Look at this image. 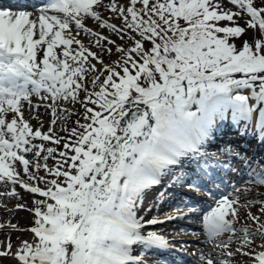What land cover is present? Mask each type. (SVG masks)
Segmentation results:
<instances>
[{"label":"snow or ice","instance_id":"obj_1","mask_svg":"<svg viewBox=\"0 0 264 264\" xmlns=\"http://www.w3.org/2000/svg\"><path fill=\"white\" fill-rule=\"evenodd\" d=\"M226 120L264 142V0L0 10V200L23 190L31 206L15 208L33 217L31 239L16 243L18 224L3 219L12 208L0 205V264H148L151 250L173 249L148 226L201 211L193 197L163 220L138 216L161 185L214 197L197 217L198 264H264V195L239 184L217 195L207 145ZM256 168L242 181L264 187Z\"/></svg>","mask_w":264,"mask_h":264},{"label":"rangeland","instance_id":"obj_2","mask_svg":"<svg viewBox=\"0 0 264 264\" xmlns=\"http://www.w3.org/2000/svg\"><path fill=\"white\" fill-rule=\"evenodd\" d=\"M108 57H105V62H108ZM112 59L114 60L115 59V57H112ZM37 98L38 97H34L33 98V101H34V103H39L38 101H35V100H37ZM39 99V98H38ZM76 109H80V106L77 104L76 106ZM40 109H41V112H40V118H41V120L43 121V123H44V128H45V130L48 128V126H49V123H50V120H46V119H44L45 118V116H44V114H49V113H46L45 112V109H44V107L43 106H41L40 107ZM81 111H82V109H80ZM194 110V109H193ZM50 115V114H49ZM76 119V117H72V120H75ZM82 123H83V121H81ZM36 124V121H35V123H34V125ZM68 127H72L73 125H72V123L71 122H69L68 123V125H67ZM58 128H59V125H58ZM61 135H66V133H63V132H61L60 133ZM237 155V154H236ZM240 157H242V156H240ZM261 157H263L262 156V152L261 151H259L258 152V155H257V158L255 159V161H258V160H263V159H261ZM255 161H253V162H255ZM263 163H264V161H263ZM261 168H263V166H261ZM261 170V169H260ZM245 187H249V188H251V191L253 192V193H256L257 195H255V196H253L252 197V199H258V198H260V196H262V195H264V187H261V186H257V185H254V184H248V185H246V184H244V185H242L241 186V188H245ZM231 194V193H230ZM28 197V196H27ZM14 199H16L17 200V198H14ZM30 201V198H27L26 200L24 199V198H20V199H18L17 201H16V203H28ZM28 206L30 207L31 206V204L30 203H28ZM254 209H257V208H254ZM24 211V210H23ZM244 211H247V209H245ZM21 213H25L23 216H22V219L25 221V222H27V224L25 225V227L26 226H28V225H31V223H32V219H33V217H32V214L31 213H29L28 211H25V212H18V214L17 213H11L10 214V216L11 217H15L16 219H20V217L21 216H19V214L21 215ZM11 217H8V215L6 216V217H3L5 220H11ZM185 221H187V222H189V223H191V224H194L195 226H199V228H201L202 227V223L199 221V220H193V219H188V220H185ZM16 223V222H15ZM18 224V223H17ZM19 225V224H18ZM198 228V227H197ZM26 229V228H25ZM155 231V230H154ZM199 232H200V230H198ZM157 232H159V233H163V231L161 232V231H159V230H157ZM191 233H192V231H190ZM29 235V234H28ZM192 234H190V236H191ZM194 236V235H193ZM188 237V236H187ZM14 242H16V243H18L20 240H22V239H29L30 240V235L29 236H25V237H23L22 235H21V233H17V234H14ZM202 239V238H201ZM191 245H193L192 247H191V252H192V254H194V253H197L198 251H199V249L202 247V245H200V243H199V241H197V242H194V243H191ZM205 249L207 248V246L206 245H204L203 246ZM198 248V249H197ZM194 259H196L197 260V262H198V257H197V255H194ZM8 263H12L11 261H5L4 262V264H8Z\"/></svg>","mask_w":264,"mask_h":264},{"label":"bare ground","instance_id":"obj_3","mask_svg":"<svg viewBox=\"0 0 264 264\" xmlns=\"http://www.w3.org/2000/svg\"><path fill=\"white\" fill-rule=\"evenodd\" d=\"M33 11V10H32ZM93 23L94 22H92V21H89V26H93ZM85 43L87 44L88 42H87V40H85ZM34 98V97H33ZM35 101H38L39 102V99L37 98V100H35ZM39 112H41V109H39ZM26 115H27V113H26ZM44 116H45V118L44 119H46V120H50L51 119V117H50V115L49 114H44ZM226 122L228 123V122H230V121H227L226 120ZM32 123L34 124L35 123V120H33L32 121ZM238 129L240 130V132H243V131H246L247 132V130H248V132L247 133H249V132H252V130H253V128H248L247 130L245 129V127L243 126V124L242 125H240L239 127H238ZM258 135V134H257ZM232 137H234V135H232L229 139H233ZM235 138V137H234ZM258 141H260V140H258ZM256 143V142H255ZM255 143H253V147H251V151H252V153H255V151L258 149V147H260V146H263L262 147V149L264 148V142H262L261 144H255ZM242 144H244V143H240V145L242 146ZM231 148H235V150L237 149V147H234V146H230ZM238 151H239V149H238ZM241 152V151H240ZM18 191H19V193H20V195H19V197H16L17 198V200L18 199H20V198H24L25 200L27 199V198H30L29 197V195H28V197H27V194L26 193H24L23 192V190H20V189H17ZM16 199H14V198H10V199H6V200H0V205H2V204H8V206L10 207V208H12V213H17L18 214V212H25V211H23L22 209H20V210H17L16 208H15V205L17 204L16 203V201H17ZM251 211H253V212H257L258 211V209H254V208H252L251 209ZM25 213H21V215L19 214V216H21L20 217V219H16L15 217H11L10 216V214L8 215V217H11V220L10 221H12L13 223H18L19 225H18V227H19V229H20V232L19 233H21V235L23 236V237H25V236H29L28 234V232H26V231H24V227H25V225L27 224V222H25L23 219H22V216L24 215ZM4 219V218H3ZM204 237V236H203ZM3 237H0V239H2ZM12 238V240L14 241V235L11 237ZM187 246H189V247H191V245L190 244H187Z\"/></svg>","mask_w":264,"mask_h":264}]
</instances>
